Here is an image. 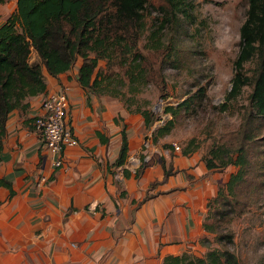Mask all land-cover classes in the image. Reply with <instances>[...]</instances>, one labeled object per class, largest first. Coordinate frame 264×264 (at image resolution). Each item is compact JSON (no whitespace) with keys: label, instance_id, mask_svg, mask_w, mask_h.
<instances>
[{"label":"crops","instance_id":"obj_1","mask_svg":"<svg viewBox=\"0 0 264 264\" xmlns=\"http://www.w3.org/2000/svg\"><path fill=\"white\" fill-rule=\"evenodd\" d=\"M79 64L56 76L42 68L45 92L67 88L66 124L78 137L76 146L65 147L63 166H51L32 124L44 92L7 116L0 178L13 192L0 185V264H161L166 254L198 255L215 178L205 175V162L195 152L165 155V165L177 171L163 183L150 186L163 177L158 158L135 177L143 118L117 97L83 88ZM123 127L127 158L115 167ZM146 193L150 197L138 204Z\"/></svg>","mask_w":264,"mask_h":264},{"label":"trees","instance_id":"obj_2","mask_svg":"<svg viewBox=\"0 0 264 264\" xmlns=\"http://www.w3.org/2000/svg\"><path fill=\"white\" fill-rule=\"evenodd\" d=\"M6 0H0V3ZM147 0H16L15 8L0 23V150L5 134V123L9 113L16 108L28 107L31 96L45 92L46 83L42 68L53 76L67 71L73 67L77 58L81 61L77 70L79 84L94 93L118 97L125 102L129 112L139 113L145 127L155 120V113L151 108L141 106L136 96L132 93L153 81L154 77L147 70L150 62L138 46L140 32L143 29V8ZM172 10L171 1L167 0ZM158 30L150 32L149 38L155 37V50L160 47ZM240 49L233 61L234 73L231 78V87L225 94V99L235 97L241 86L246 83L242 72L243 63L249 59L255 50L258 63L252 80L250 98L256 108L257 114L251 111L244 117V127L241 135L248 141H257L261 150L259 154L261 175L264 179V0H248L246 17L239 28ZM34 50L39 58V63L29 62L31 51ZM100 59L106 60V66H98ZM118 67L116 78H110L113 66ZM122 70H121V69ZM160 89L163 88V78ZM117 82L119 88L113 86ZM125 85V89L123 87ZM204 91L203 88H200ZM129 93V94H128ZM43 95V96H44ZM189 97H185L175 106L166 104L163 113L171 115L163 119L152 133V141L168 134L177 115L182 109H187ZM224 104L220 107L222 108ZM257 116L261 117L258 122ZM157 118V117H156ZM100 136V133H97ZM101 137V141L107 140ZM164 144V148H169ZM197 145H192V140L182 148L181 153L186 155L194 152ZM128 140L125 127L121 129V145L113 166L126 163ZM145 154L139 153V165L135 168L134 176L139 177L143 168L148 165ZM163 168L161 180L150 183L153 186L163 183L170 174L177 170L171 163L166 166L164 156H159ZM209 170L234 164L236 172L230 173L224 187H219L211 202L220 203L221 207L233 206L235 202L234 187L242 181L246 174L248 161L242 145L237 149V155H229L220 163L212 158H202ZM125 177L130 175L128 168H123ZM206 175V174H205ZM188 176V175H187ZM0 185L13 192L11 183L0 178ZM150 194L146 193L137 203L145 201ZM203 228L215 231L213 224H208L205 219ZM222 237L231 241V235L217 234V239ZM264 238V224H263ZM237 264L236 256L229 250L211 249L204 256H198L191 251H182L178 254H166L162 257L161 264H228V260Z\"/></svg>","mask_w":264,"mask_h":264},{"label":"rangeland","instance_id":"obj_3","mask_svg":"<svg viewBox=\"0 0 264 264\" xmlns=\"http://www.w3.org/2000/svg\"><path fill=\"white\" fill-rule=\"evenodd\" d=\"M170 1L172 10L167 0H147L143 8V29L138 46L151 64L147 70L154 80L140 85L132 95L141 106L151 108L156 116L139 132L143 140V151L139 153L145 154L147 161H156L161 155L180 153L192 140V145H197L196 156L220 163L229 155L236 156L242 145L248 161L243 180L234 187V205L224 208L215 202L207 205L205 221L213 224L215 231L206 230L195 250L198 256H204L211 249L229 250L236 256L237 264H264V179L259 175L261 146L240 134L246 113L257 114L250 98L258 63L257 50L242 65L246 83L235 97L225 99L234 73L233 61L240 49L239 28L246 17L248 0ZM14 8V0L0 3V23ZM155 30L160 37L161 48L158 50L154 49L155 37L148 36ZM77 60L81 61V58ZM29 62H40L34 50ZM98 66L105 67L106 60L100 59ZM112 70L115 71L110 78L120 75L116 65ZM160 76L163 78L162 89L157 84ZM113 86L119 88L117 82H113ZM185 97L190 98L187 109H182L175 117L171 131L153 143V131L163 119L171 117L163 113V107L166 104L175 106ZM256 120L259 122L261 117L257 116ZM260 133H264L262 127ZM164 144H169V148H164ZM127 161L130 165L132 156ZM237 168L229 163L207 171L208 177L215 178V190L208 201L219 187H224L230 173L236 172ZM217 234L231 235V241L225 237L218 240ZM228 264H233L231 259Z\"/></svg>","mask_w":264,"mask_h":264},{"label":"built area","instance_id":"obj_4","mask_svg":"<svg viewBox=\"0 0 264 264\" xmlns=\"http://www.w3.org/2000/svg\"><path fill=\"white\" fill-rule=\"evenodd\" d=\"M41 108V113L32 121L34 130L39 135L45 154L50 158L51 166L61 167L64 164L65 147L78 144L77 135L66 124L70 112L67 88L48 91L42 98Z\"/></svg>","mask_w":264,"mask_h":264},{"label":"water","instance_id":"obj_5","mask_svg":"<svg viewBox=\"0 0 264 264\" xmlns=\"http://www.w3.org/2000/svg\"><path fill=\"white\" fill-rule=\"evenodd\" d=\"M158 160H160L159 157H158Z\"/></svg>","mask_w":264,"mask_h":264}]
</instances>
